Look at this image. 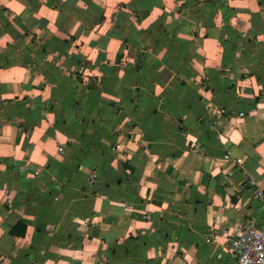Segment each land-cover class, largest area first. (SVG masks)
Listing matches in <instances>:
<instances>
[{"label": "crops", "instance_id": "1", "mask_svg": "<svg viewBox=\"0 0 264 264\" xmlns=\"http://www.w3.org/2000/svg\"><path fill=\"white\" fill-rule=\"evenodd\" d=\"M252 180L264 0H0V264H239Z\"/></svg>", "mask_w": 264, "mask_h": 264}, {"label": "built area", "instance_id": "2", "mask_svg": "<svg viewBox=\"0 0 264 264\" xmlns=\"http://www.w3.org/2000/svg\"><path fill=\"white\" fill-rule=\"evenodd\" d=\"M237 161L241 162V159ZM227 174H231V171H227ZM251 183L256 185L254 194L264 201V187L253 180ZM229 242L239 264H264V227L256 223L245 224L230 235Z\"/></svg>", "mask_w": 264, "mask_h": 264}]
</instances>
